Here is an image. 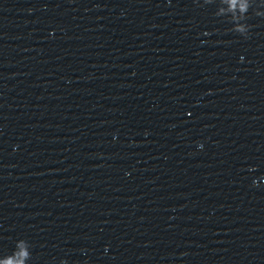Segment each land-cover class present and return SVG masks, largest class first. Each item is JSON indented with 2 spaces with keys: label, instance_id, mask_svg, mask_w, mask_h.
<instances>
[{
  "label": "water",
  "instance_id": "95a60500",
  "mask_svg": "<svg viewBox=\"0 0 264 264\" xmlns=\"http://www.w3.org/2000/svg\"><path fill=\"white\" fill-rule=\"evenodd\" d=\"M0 264H264V0H0Z\"/></svg>",
  "mask_w": 264,
  "mask_h": 264
}]
</instances>
